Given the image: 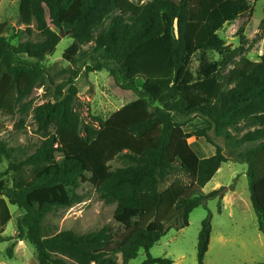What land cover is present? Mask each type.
<instances>
[{
	"label": "trees",
	"instance_id": "obj_1",
	"mask_svg": "<svg viewBox=\"0 0 264 264\" xmlns=\"http://www.w3.org/2000/svg\"><path fill=\"white\" fill-rule=\"evenodd\" d=\"M19 2L25 29L0 22V114L20 116V129L32 116L44 140L25 161L10 162L11 187L0 182V243L7 242L2 234L13 205L25 211L18 238L35 247L39 264H130L172 229L189 227L195 210L224 198L227 188L208 195L203 189L228 157L248 165L251 201L264 234V54L258 62L242 58L226 73L245 44L234 49L220 36L226 25L254 16L252 0ZM63 35L74 40L63 56L72 74L56 87L54 102L34 108L25 100L51 79L45 61ZM104 70L110 89L127 103L109 119L91 116L87 122L77 79ZM195 119L207 127L185 132ZM192 138L205 139L215 154L201 159ZM14 152L0 140V156L12 160ZM116 160L123 167L114 170L110 163ZM86 183L116 206L122 231L104 227L45 236L48 215L82 203L78 190ZM212 219L209 214L202 224L198 264H205L210 248ZM143 264L176 263L149 255Z\"/></svg>",
	"mask_w": 264,
	"mask_h": 264
},
{
	"label": "rangeland",
	"instance_id": "obj_2",
	"mask_svg": "<svg viewBox=\"0 0 264 264\" xmlns=\"http://www.w3.org/2000/svg\"><path fill=\"white\" fill-rule=\"evenodd\" d=\"M137 3H146L151 0H131ZM255 3V13L252 18H241L228 24L220 32V36L234 49L245 44L241 55L227 69H233L235 63L242 58L260 61L264 54V0H252ZM19 0H4L0 4V22H10L17 29H25L20 23ZM27 39V37H25ZM14 41L13 44H17ZM74 43V40L63 35L62 41L56 51L49 56L45 65L50 80L43 86H38L32 95L25 100L31 102L33 107L54 102L56 87L65 83L71 76L72 66L64 61V53ZM90 47L84 46L87 51ZM195 61V60H194ZM86 63L95 64L90 58ZM193 68L197 67L194 62ZM81 67V65H80ZM111 77L108 71L84 73L77 79L79 88V101L81 113L87 122L91 116H98L104 120L126 106L124 95L118 90H111L109 83ZM143 79L137 81L142 88ZM20 116L7 117L0 114V140L6 142L9 148L15 149L12 160L0 156V182L13 185L14 171L10 169V162L20 163L36 152L44 140L37 133V126L32 116L27 119L24 129H20ZM207 127L200 119H195L185 128L191 133ZM216 143L225 147L223 138H216ZM189 143L201 159L210 158L215 149L205 139L192 138ZM228 152L226 151V154ZM59 161L63 155L58 154ZM224 163L214 179L203 189L208 195L221 188H227V198L214 199L208 202V207H200L190 216L189 227L177 231L172 229L149 252L141 251L139 257L130 264H143L150 256L153 258H171L176 264H198V238L202 224L209 214L212 215V237L205 264H262L264 263V234L259 230L258 216L253 208L249 180L247 177L248 165L233 161ZM112 169L123 167L119 161L110 163ZM83 202L71 209H60L48 215L44 223V234L52 237L64 231H74L78 234H88L94 231L111 227L122 231V226L115 220V205L106 204L89 184H83L78 190ZM13 215L11 222L4 230L2 236L7 242L0 243V264H39L36 250L27 240L19 239V220L25 211L17 206L10 205ZM221 209V211H219ZM14 246L13 256L10 258L8 250Z\"/></svg>",
	"mask_w": 264,
	"mask_h": 264
},
{
	"label": "crops",
	"instance_id": "obj_3",
	"mask_svg": "<svg viewBox=\"0 0 264 264\" xmlns=\"http://www.w3.org/2000/svg\"><path fill=\"white\" fill-rule=\"evenodd\" d=\"M213 179H214V178H213ZM205 188H206V187H205ZM205 188H204V189H205ZM226 198H227V195L225 196L224 200H225Z\"/></svg>",
	"mask_w": 264,
	"mask_h": 264
}]
</instances>
